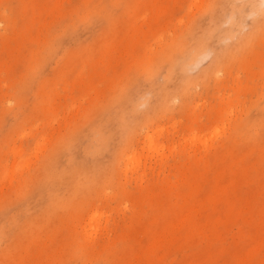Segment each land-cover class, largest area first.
<instances>
[{"label":"rangeland","instance_id":"1","mask_svg":"<svg viewBox=\"0 0 264 264\" xmlns=\"http://www.w3.org/2000/svg\"><path fill=\"white\" fill-rule=\"evenodd\" d=\"M261 0H0V264H264Z\"/></svg>","mask_w":264,"mask_h":264},{"label":"bare ground","instance_id":"2","mask_svg":"<svg viewBox=\"0 0 264 264\" xmlns=\"http://www.w3.org/2000/svg\"><path fill=\"white\" fill-rule=\"evenodd\" d=\"M262 4H264V0H261V2H260V6H261Z\"/></svg>","mask_w":264,"mask_h":264},{"label":"snow or ice","instance_id":"3","mask_svg":"<svg viewBox=\"0 0 264 264\" xmlns=\"http://www.w3.org/2000/svg\"><path fill=\"white\" fill-rule=\"evenodd\" d=\"M262 11H264V4L261 5Z\"/></svg>","mask_w":264,"mask_h":264}]
</instances>
